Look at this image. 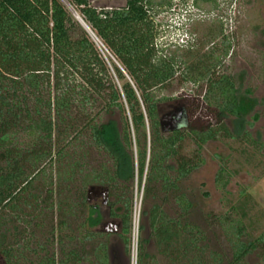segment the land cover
Wrapping results in <instances>:
<instances>
[{
  "label": "trees",
  "instance_id": "trees-1",
  "mask_svg": "<svg viewBox=\"0 0 264 264\" xmlns=\"http://www.w3.org/2000/svg\"><path fill=\"white\" fill-rule=\"evenodd\" d=\"M159 36L153 0L111 8L90 0H0V264H112L111 243L101 238L109 232L97 229L107 208L87 195L93 184L108 188L106 206L122 219L130 253L136 180L152 200L138 264L156 261L146 246L152 239L170 263H223L213 250L205 260L209 246L199 244L206 236L189 217L194 202L181 180L205 161L208 141L236 136L226 117L243 121L256 100L238 93L233 75L218 72L215 46L182 66ZM223 42L227 54L231 42ZM178 77L205 88L179 94L182 122L165 132L158 105L171 98L164 90ZM217 178L226 183L225 168ZM172 199L174 215L165 206ZM221 222L234 235L229 264H243L264 234L243 240L249 232L241 218Z\"/></svg>",
  "mask_w": 264,
  "mask_h": 264
},
{
  "label": "rangeland",
  "instance_id": "rangeland-1",
  "mask_svg": "<svg viewBox=\"0 0 264 264\" xmlns=\"http://www.w3.org/2000/svg\"><path fill=\"white\" fill-rule=\"evenodd\" d=\"M172 1L173 4L169 5L166 0H153L160 28L159 43L165 47V52L177 50L183 60L182 66H186L204 58L203 54L215 46V55H220L218 72L235 76L238 90L243 93L250 88L258 99L255 109L244 117L250 123L236 117H226L236 136H222L208 141L202 149L205 161L188 178L181 180L182 188L194 202L189 217L206 236L199 242L209 246L205 260L211 259L213 250L225 256L222 264H229L233 259L230 239L234 235L231 228L229 232L224 230L222 216L242 219L249 232V235L243 236L244 240H254L264 234V0ZM91 3L111 8L122 6L125 0H91ZM225 39L231 42L227 54L223 53ZM202 86V83L194 84L178 77L164 90L165 94L171 96L165 101L176 98L185 101V97L179 94L196 91L199 95L204 91L205 85ZM254 111L260 113L259 119L252 116ZM247 129L251 138L243 135ZM222 167L225 168V184L217 178ZM134 188L129 264L133 255L138 264L139 239L142 235H149L148 216L144 209L152 203L151 199L145 200L144 181L140 185L136 180ZM105 197L103 194L94 195L89 202L100 203L106 209ZM165 206L172 215L175 214L173 199ZM105 220L109 222L112 218L106 217ZM104 226L102 223L97 229L105 231L102 229ZM101 238L112 244L111 253L120 264L121 258L124 259L122 240L113 233ZM146 246L156 257L153 264H175L158 252L153 239ZM243 264H264V248L252 250L244 258Z\"/></svg>",
  "mask_w": 264,
  "mask_h": 264
},
{
  "label": "water",
  "instance_id": "water-1",
  "mask_svg": "<svg viewBox=\"0 0 264 264\" xmlns=\"http://www.w3.org/2000/svg\"><path fill=\"white\" fill-rule=\"evenodd\" d=\"M126 4H127V0H125V3L122 6ZM70 7L74 11L77 18H79L80 21L86 26V28L92 33L93 30L88 25V23L83 19L80 13L76 9H74V7H72L71 5ZM167 106H169L168 109L166 108ZM184 111H185V101L183 98H176L170 101H163L159 103L158 112H159V121H160L161 129L166 132L176 129L179 123L181 122ZM107 193H108V188L95 184L90 185L87 190L88 199H91V197L94 195H99V194L107 195ZM105 202H107V198L105 199ZM104 224L105 226L102 229L107 232H117L120 230L121 227L120 222H117L116 220L104 222ZM110 224L113 226H110Z\"/></svg>",
  "mask_w": 264,
  "mask_h": 264
},
{
  "label": "flooded vegetation",
  "instance_id": "flooded-vegetation-1",
  "mask_svg": "<svg viewBox=\"0 0 264 264\" xmlns=\"http://www.w3.org/2000/svg\"><path fill=\"white\" fill-rule=\"evenodd\" d=\"M230 42V41H229ZM230 46H231V43L229 44V46H228V48H230ZM232 75V74H231ZM235 77V76H234ZM235 83H236V87L238 88V85H237V82H236V78H235ZM238 93H240V94H243V95H246V96H249L250 98H254L256 101H255V103L253 104V106H252V108L250 109V110H248L247 112H246V114H249V113H251L254 109H255V107L257 106V104H258V99L252 94V92H251V89L250 88H246V90L243 92V93H241L239 90H238ZM185 106H186V102H185ZM185 112V111H184ZM245 114V115H246ZM183 116H184V113H183ZM183 116H182V119H183ZM252 116L255 118V119H259L260 118V113L257 111H254L253 112V114H252ZM234 117H236V119H238V116H234ZM245 117V116H244ZM244 117H242L243 118V121H248V120H244ZM182 119H181V122H182ZM181 122L179 123V125L181 124ZM247 123H250V121H248ZM179 125H178V127H179ZM166 132V131H165ZM168 132V131H167ZM249 133L250 135H251V133L249 132V130L247 129V130H245V133ZM107 196V195H106ZM105 198H107V201H108V196L107 197H105ZM105 201V200H104ZM107 202H105V204H106ZM106 214H107V216L106 217H109V218H112V220H116L117 222H120V224H121V227H120V230L119 231H117V232H109V234H117L118 236H119V238L122 240V243H123V248H122V256H124L123 258L125 259V261H124V259H122L121 258V261H120V264H129V252H128V250H127V245H126V243H125V240H124V236H126V234H127V232H125L124 231V223H123V221H122V219L121 218H119V216H110V210H109V207H107V209H106ZM111 221V220H110ZM104 222H107L106 220L104 221ZM104 222H103V224H104ZM247 230V229H246ZM107 232V231H106ZM126 233V234H125ZM127 235H129V233L127 234ZM261 235H263V234H261ZM260 235V236H261ZM260 236H258L257 238H255L254 240H258V238L260 237ZM244 240V239H243ZM253 240V239H252ZM256 240V241H257ZM257 242H259V244H258V246H256V247H253L252 248V250H254L255 248H257V247H260V248H264V236H263V240L262 241H257ZM111 246H112V244H110ZM251 250V251H252ZM251 251H249L246 255H248ZM113 253V252H112ZM113 255V254H112ZM246 257V256H245ZM113 258V263L112 264H118L117 263V258H115V257H112Z\"/></svg>",
  "mask_w": 264,
  "mask_h": 264
},
{
  "label": "built area",
  "instance_id": "built-area-1",
  "mask_svg": "<svg viewBox=\"0 0 264 264\" xmlns=\"http://www.w3.org/2000/svg\"><path fill=\"white\" fill-rule=\"evenodd\" d=\"M92 35L94 36V38H95V40L97 41V43L99 44V46L102 48V49H104L103 48V46L106 48V50H108L107 49V47L105 46V44L100 40V38H98V36L94 33V32H92ZM102 44V45H101ZM134 257H133V260H132V263L131 264H136V259H135V255H133Z\"/></svg>",
  "mask_w": 264,
  "mask_h": 264
}]
</instances>
